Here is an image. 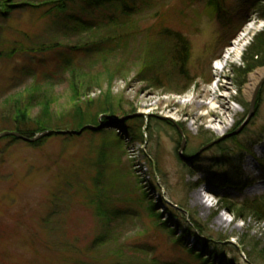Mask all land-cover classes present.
<instances>
[{
	"label": "rangeland",
	"instance_id": "obj_1",
	"mask_svg": "<svg viewBox=\"0 0 264 264\" xmlns=\"http://www.w3.org/2000/svg\"><path fill=\"white\" fill-rule=\"evenodd\" d=\"M255 1L223 0L218 10L211 0H138L131 17L138 30L124 57L109 61L87 51L71 56L93 42L91 31L73 27L82 19L98 28L122 4L89 11L69 3L58 15L47 14L52 6L23 7L0 17V133L17 127L16 100L32 101L31 120L44 104L68 122L75 105L94 123L106 109L118 117V125L53 135L40 147L0 141V264H249L250 254L264 257V220L251 210L240 220L229 209L264 200V79L245 125L253 98L244 95L250 74L242 75L264 30ZM24 2L42 0H14ZM169 31L189 41L187 66ZM228 51L226 66L214 65ZM213 87L237 112L225 115V125L197 107ZM226 174L239 189L224 186ZM197 191L212 215L194 206ZM219 215L227 229L215 226ZM192 219L212 238L207 248L198 232L185 233Z\"/></svg>",
	"mask_w": 264,
	"mask_h": 264
},
{
	"label": "trees",
	"instance_id": "obj_2",
	"mask_svg": "<svg viewBox=\"0 0 264 264\" xmlns=\"http://www.w3.org/2000/svg\"><path fill=\"white\" fill-rule=\"evenodd\" d=\"M82 2L88 4L89 11L90 10H102L103 8H106L108 5H114V4H122L123 8L120 11V15H114V14H105L101 18L100 25H95L92 23H88L86 21H83L82 19L75 20L76 24L73 27V30L79 31V30H85V31H91L92 32V44H88L86 46H82L81 48H75V52H71V56L77 55L82 51H87V53H95L100 54V58L102 60L109 61L110 58L115 59L118 57H124V52L127 51L128 44L130 42L131 38H134L133 32L136 31V25L132 21V16L137 12L139 4L138 0H42V3L39 5H34L31 3H21L20 5L14 4V0H1L0 1V17L7 18L9 14L15 10H19L23 7H31L36 9H42L49 6H52V8L49 10L47 14L57 13L58 14H64L67 10V6L69 3H77ZM212 4L217 7L218 10H223V0H211ZM253 7L257 10H259L260 13V19L264 21V0H256L253 4ZM88 10H83L84 13H87ZM89 15H93L92 13ZM70 19H74V17H69ZM138 30V29H137ZM171 37L174 38L176 41V46L179 50H177V60L182 63L183 66H187L190 60V45L189 41H187L183 35L177 32H168ZM55 49L54 47H50V51H53ZM250 57L249 60L245 58V61L248 62V66L242 71V75L246 76L248 74H251L254 70L260 67H264V30L257 34L254 37V42L249 50ZM117 55V56H116ZM76 72V71H75ZM111 74L108 70H106V77L109 79ZM74 89L76 94H79V87L78 84L74 85ZM15 123L17 124L16 129L13 132L20 133L21 135L27 137V138H35L37 135L46 133L48 131H55V132H81L82 130L86 129L87 127L91 126L94 127L95 125L99 126L102 124V129H99V127H94L98 131H101L104 129V126H107L108 124H115L118 125L115 120H118V117L113 113V111L106 109L103 110L100 115L104 116L102 121H97V123H94L95 121L90 116V119L87 114H85L81 107L78 105H75L72 110L75 112L73 113L71 117V122H68L66 120L65 115L61 116L60 118H56L54 114H51V108L48 104H44L42 107V116L35 120H31L30 118V110L33 108L32 101L28 100L27 103H23L22 100H16L15 101ZM258 108V107H257ZM256 108V109H257ZM246 121V120H245ZM245 121H242L239 125V128L244 124ZM30 122L35 124V130L32 129L29 125ZM126 124L119 123V126L126 127ZM150 129V126L148 130ZM237 128L234 129L236 131ZM92 130H86L85 132H89ZM6 132V131H5ZM1 132V133H5ZM97 132V131H93ZM0 133V134H1ZM151 133V132H150ZM142 137L143 134L141 133ZM71 136V135H70ZM74 136V135H73ZM52 137V136H50ZM153 137V134H151V138ZM49 138V137H48ZM48 138H43L36 142L35 144H32L34 147H40L42 146ZM4 139H12L13 141H19L20 139L16 137H8ZM47 139V140H46ZM216 139H211L209 141H206L205 144H211ZM244 148V147H243ZM244 150H247L244 148ZM226 174L222 177V182L224 183L225 187L235 188L239 189V185H233L231 183H228L229 179ZM181 208V206L179 205ZM234 216H236L240 220L246 221V216L243 218V213L249 212L250 210L255 213V216L257 218H261L264 220V200L258 201L254 203H245L241 205H232V207L229 208ZM249 210V211H248ZM153 215L156 218L160 219V216L156 214L154 208L151 207L150 210ZM260 219V220H261ZM193 232H198V236L196 238L199 239L204 245V247H208L211 245L209 243L212 241V238L207 233V230L204 229V227L199 224L195 219H192L189 222V226L186 228V234H191ZM207 241V242H205ZM209 241V242H208ZM210 244V245H209ZM192 252V251H191ZM248 255V254H247ZM197 257H201L200 254L196 255ZM249 264H263L264 263V257L262 254L258 255L256 254V258L253 257V255H249ZM205 263H208L206 260Z\"/></svg>",
	"mask_w": 264,
	"mask_h": 264
},
{
	"label": "bare ground",
	"instance_id": "obj_3",
	"mask_svg": "<svg viewBox=\"0 0 264 264\" xmlns=\"http://www.w3.org/2000/svg\"><path fill=\"white\" fill-rule=\"evenodd\" d=\"M241 42H242V37L237 39L234 44H230L229 48H232V47L234 48L235 46L239 47ZM232 54H233L232 51H228L226 52V57H230L232 56ZM263 79H264V68L251 73L249 75L248 82L246 86L244 87L245 97H247L248 99H252V98L254 99L256 95L255 91L260 86ZM218 87L220 91L228 89L226 85L220 84L218 85ZM220 91H217L214 87H213V90L207 91L203 96L199 97V99H202V101H199V103L197 104V107L209 109L208 115L204 116L205 119L206 117L213 118L212 122H219L225 125V115L236 116L237 112L235 111L234 108L230 106L228 99H226L224 96L220 94ZM206 94H207L208 99L211 100L210 102H207L208 99L206 100V96H205ZM211 104H217V107H211ZM175 106L176 104L172 103L169 107L171 108ZM258 154L260 157L264 155V145L258 149ZM254 169L255 167L251 165V170L253 171ZM261 188H264V187H261ZM193 204L195 207L200 209V212L202 214L208 215V216L213 214L212 210L205 203L204 196L201 191H197L193 195ZM214 224L220 230H224L229 227V224L225 221L222 215H219L216 218Z\"/></svg>",
	"mask_w": 264,
	"mask_h": 264
},
{
	"label": "water",
	"instance_id": "obj_4",
	"mask_svg": "<svg viewBox=\"0 0 264 264\" xmlns=\"http://www.w3.org/2000/svg\"><path fill=\"white\" fill-rule=\"evenodd\" d=\"M262 85V84H261ZM260 85V86H261ZM260 89V88H258ZM258 92L259 90H257L256 92V95L252 101V106H251V111H250V114H249V117L245 123V125H247L249 123V121L251 120V118L254 116V111H255V106H256V100H257V97H258ZM95 128L94 127H87L86 129L82 130L81 132H72V131H67V132H55V131H48L46 133H42V134H39L37 135L35 138H27L23 135H21L20 133H17V132H5V133H1L0 134V141L4 138H8V137H16L18 139H20L21 141H24V142H27V143H30V144H35L36 142H38L39 140L43 139V138H48L50 136H53V135H57V136H73V135H81L83 134L86 130H94ZM101 129V128H100ZM238 133V132H237ZM240 133V132H239ZM222 140V139H221ZM224 140V139H223Z\"/></svg>",
	"mask_w": 264,
	"mask_h": 264
}]
</instances>
